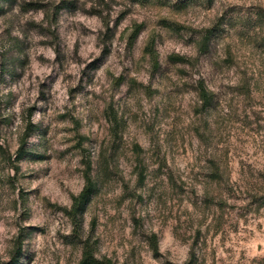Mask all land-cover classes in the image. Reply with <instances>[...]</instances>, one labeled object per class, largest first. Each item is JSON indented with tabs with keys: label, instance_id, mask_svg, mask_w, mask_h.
I'll return each mask as SVG.
<instances>
[{
	"label": "rangeland",
	"instance_id": "374dc122",
	"mask_svg": "<svg viewBox=\"0 0 264 264\" xmlns=\"http://www.w3.org/2000/svg\"><path fill=\"white\" fill-rule=\"evenodd\" d=\"M85 242L264 264V0H0V264Z\"/></svg>",
	"mask_w": 264,
	"mask_h": 264
},
{
	"label": "trees",
	"instance_id": "16d2710c",
	"mask_svg": "<svg viewBox=\"0 0 264 264\" xmlns=\"http://www.w3.org/2000/svg\"><path fill=\"white\" fill-rule=\"evenodd\" d=\"M138 27L134 30L132 34V38L136 39L138 36ZM199 94L200 98L203 102V107H209L212 104V95L204 86H199ZM91 166L90 164H86V170H85V180H86V189L81 192L77 199V207L75 209L74 214V220L77 221L78 215H82L84 213L85 207L88 204L93 192H94V183L92 181L91 175ZM76 223V226H78V223ZM152 245L155 253H158V243L156 237L152 238ZM21 253V247L20 243L18 244L17 248V256L13 258V264H18V255ZM80 264H100L95 258L92 250V246L89 242L84 243V252H83V259L81 260Z\"/></svg>",
	"mask_w": 264,
	"mask_h": 264
}]
</instances>
